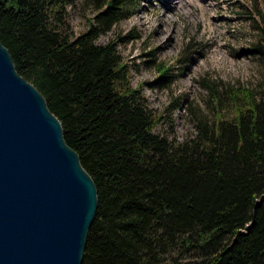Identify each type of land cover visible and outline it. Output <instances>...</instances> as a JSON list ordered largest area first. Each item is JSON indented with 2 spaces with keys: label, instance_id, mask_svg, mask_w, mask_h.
I'll use <instances>...</instances> for the list:
<instances>
[{
  "label": "trees",
  "instance_id": "obj_1",
  "mask_svg": "<svg viewBox=\"0 0 264 264\" xmlns=\"http://www.w3.org/2000/svg\"><path fill=\"white\" fill-rule=\"evenodd\" d=\"M69 3L0 0V42L95 184L82 264H264V75L239 87L202 79L207 110L191 104L194 131L169 141L117 48L139 39L135 30L97 42L139 0H100L77 34ZM259 17L248 52L264 70ZM171 69L158 66L154 84H170Z\"/></svg>",
  "mask_w": 264,
  "mask_h": 264
},
{
  "label": "water",
  "instance_id": "obj_2",
  "mask_svg": "<svg viewBox=\"0 0 264 264\" xmlns=\"http://www.w3.org/2000/svg\"><path fill=\"white\" fill-rule=\"evenodd\" d=\"M97 206L60 121L0 42V264H82Z\"/></svg>",
  "mask_w": 264,
  "mask_h": 264
},
{
  "label": "rangeland",
  "instance_id": "obj_3",
  "mask_svg": "<svg viewBox=\"0 0 264 264\" xmlns=\"http://www.w3.org/2000/svg\"><path fill=\"white\" fill-rule=\"evenodd\" d=\"M181 1L139 0L131 18L97 40L104 44L135 30L139 39L120 42L117 48L130 65L132 87L140 88L148 107L163 118L155 132L169 141H182L194 131L188 117L191 104L207 110L202 79L239 87L255 85L264 75L248 52L259 38L256 23L264 13V0ZM98 2L70 0L66 21L73 33L87 29ZM158 66L172 68L166 87L154 84Z\"/></svg>",
  "mask_w": 264,
  "mask_h": 264
},
{
  "label": "bare ground",
  "instance_id": "obj_4",
  "mask_svg": "<svg viewBox=\"0 0 264 264\" xmlns=\"http://www.w3.org/2000/svg\"><path fill=\"white\" fill-rule=\"evenodd\" d=\"M180 2H182L181 0H179Z\"/></svg>",
  "mask_w": 264,
  "mask_h": 264
}]
</instances>
